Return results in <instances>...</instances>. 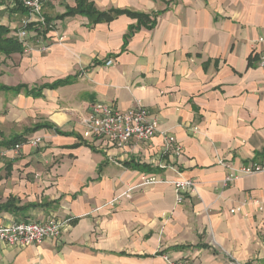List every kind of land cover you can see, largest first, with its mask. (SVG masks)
Returning a JSON list of instances; mask_svg holds the SVG:
<instances>
[{
    "label": "crops",
    "instance_id": "0c3cea01",
    "mask_svg": "<svg viewBox=\"0 0 264 264\" xmlns=\"http://www.w3.org/2000/svg\"><path fill=\"white\" fill-rule=\"evenodd\" d=\"M87 3L99 12L160 15L153 29H140L125 46L137 20L62 19L77 0H56L43 9L54 28L39 35L42 26L32 23L35 46L0 63L1 86L33 90L0 91V143L42 139L38 148L26 143L17 155H0V206L11 198L16 206L0 212V225L75 221L58 240L25 248L0 243V264H167L165 257L264 264V172L225 185L230 170L219 163L264 168V69L257 56L264 0ZM68 78L75 80L41 89ZM94 102L121 111L142 105L158 121V134L124 149L84 140ZM38 125L54 129L27 134ZM163 133L181 155L163 154ZM145 175L196 186L180 204L168 183L130 191ZM235 208L241 212L231 213Z\"/></svg>",
    "mask_w": 264,
    "mask_h": 264
},
{
    "label": "built area",
    "instance_id": "2783aa9c",
    "mask_svg": "<svg viewBox=\"0 0 264 264\" xmlns=\"http://www.w3.org/2000/svg\"><path fill=\"white\" fill-rule=\"evenodd\" d=\"M16 1H20L22 6L28 11L30 24L35 23L42 27H48L46 19L43 16V9L53 4L56 0H14V2ZM15 37L23 43L27 50L31 48L29 41L32 39V36L27 30L15 34ZM62 40L63 38H61ZM258 43L263 45L258 51V63L259 67L264 69V38L259 39ZM48 47L47 43H42L40 45V51L46 52ZM112 64V61L106 63L107 66H111ZM83 126L84 131L82 135L84 140L90 142L101 141L109 147L124 149L132 142L146 144L152 141L158 134L159 124L157 120L149 117L142 105H137L127 111H121L113 105L94 102L89 108V113ZM194 130L196 131L197 129ZM163 138L164 146L162 152L164 155L170 153L182 154V149L176 147L174 140L169 134L163 133ZM27 143L33 148H38L42 145V139L34 138ZM21 147V145H16L11 149L2 151L0 155L2 157H8L11 153L17 155ZM219 163L230 170V174L225 178V185L233 184L243 176H251L264 172V168L258 165L234 169L231 165L225 164L223 161ZM160 167L163 169H171V167L166 165H161ZM161 183H168L174 186L179 204L183 201V194L189 190H193L196 186L195 182L189 179L182 178L167 182L154 175H145L141 179V184L131 188L130 191L137 187H149ZM124 196L128 197L127 194ZM115 201L110 205H114ZM260 211L263 212L264 208L260 207ZM240 212L241 208H235L231 211L233 214ZM69 224L70 220L63 221L56 218H52L47 222L13 221L8 224H2L0 225V243L17 248L40 245L46 241L58 240L65 227ZM165 261L167 264H195L189 260L174 261L169 257H165Z\"/></svg>",
    "mask_w": 264,
    "mask_h": 264
},
{
    "label": "trees",
    "instance_id": "16d2710c",
    "mask_svg": "<svg viewBox=\"0 0 264 264\" xmlns=\"http://www.w3.org/2000/svg\"><path fill=\"white\" fill-rule=\"evenodd\" d=\"M14 9L17 12L23 13V14H28V11L22 6L20 1H16L14 3ZM76 15H82L86 16L89 18L92 22L93 25L99 24V23H110L114 21L116 18L122 15H126L134 20H137V24L130 26L129 31L127 35L125 36V46L127 45L128 41L131 39L134 33L139 31L142 28L145 29H153L156 26L157 23V18L160 15L158 14H153V15H147L143 13H134L131 11H126V10H115L112 9L107 12H99L97 11L92 5L87 3V0H77V5L74 9H68L67 13L65 15L60 16V18L64 19L66 17H73ZM46 22L48 27H46V30L53 29L52 25V20L46 18ZM32 24L28 25L26 28L28 30L32 29ZM51 26V27H50ZM44 27H40V29H37L36 31L38 32L39 35H43L45 31L43 30ZM26 47L23 45L22 42H20L17 38L12 36V30L5 26L0 24V54L4 55L5 57H10L14 54H23L26 51ZM75 78H68L64 81H59L55 83L53 86H44L41 89H55L61 86H66L74 82ZM0 91L4 92H13L15 94H21V92L25 91L27 95L33 94L32 91H28V87L26 86H18L16 88H9L5 86L0 85ZM42 91V90H41ZM35 93V92H34ZM36 96H40V93L37 94ZM54 129L52 126L49 125H38L34 127L33 129L29 130L27 134H33L40 129ZM57 134L63 135V133L59 130H56ZM28 140L24 138V136L16 137L10 141H5L0 143V149H11L15 147L16 145H22L26 144ZM15 199L11 198L5 205L0 206V212H14L16 209L15 206ZM70 224H74L75 221L73 219H69Z\"/></svg>",
    "mask_w": 264,
    "mask_h": 264
},
{
    "label": "rangeland",
    "instance_id": "374dc122",
    "mask_svg": "<svg viewBox=\"0 0 264 264\" xmlns=\"http://www.w3.org/2000/svg\"><path fill=\"white\" fill-rule=\"evenodd\" d=\"M14 3V0H0V24L9 27L12 30V36L14 37L15 34L26 30L31 34V30L26 28L28 25H31L29 14H23L20 12L15 13ZM35 42L36 40L31 39L29 41V46H35ZM10 61L11 58L0 54V63H10Z\"/></svg>",
    "mask_w": 264,
    "mask_h": 264
}]
</instances>
